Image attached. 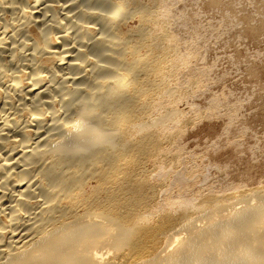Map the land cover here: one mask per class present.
<instances>
[{
	"label": "bare ground",
	"instance_id": "1",
	"mask_svg": "<svg viewBox=\"0 0 264 264\" xmlns=\"http://www.w3.org/2000/svg\"><path fill=\"white\" fill-rule=\"evenodd\" d=\"M157 1L0 0V264H264V186L176 164Z\"/></svg>",
	"mask_w": 264,
	"mask_h": 264
},
{
	"label": "rangeland",
	"instance_id": "2",
	"mask_svg": "<svg viewBox=\"0 0 264 264\" xmlns=\"http://www.w3.org/2000/svg\"><path fill=\"white\" fill-rule=\"evenodd\" d=\"M139 1L145 8L153 0ZM107 7L93 11L116 16ZM155 8L166 14L180 60L171 97L179 114L166 122L176 164L194 171L190 184L219 195L263 187L264 0H158ZM137 22L130 16L126 26Z\"/></svg>",
	"mask_w": 264,
	"mask_h": 264
}]
</instances>
